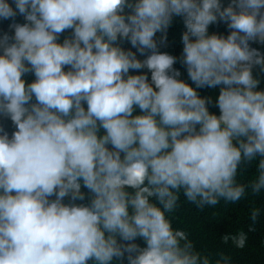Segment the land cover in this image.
<instances>
[{"label": "clouds", "instance_id": "9594fccd", "mask_svg": "<svg viewBox=\"0 0 264 264\" xmlns=\"http://www.w3.org/2000/svg\"><path fill=\"white\" fill-rule=\"evenodd\" d=\"M0 21V264H234L174 214L264 191V0H0ZM259 215L221 243L264 257Z\"/></svg>", "mask_w": 264, "mask_h": 264}, {"label": "trees", "instance_id": "16d2710c", "mask_svg": "<svg viewBox=\"0 0 264 264\" xmlns=\"http://www.w3.org/2000/svg\"><path fill=\"white\" fill-rule=\"evenodd\" d=\"M225 5L228 0H224ZM18 22H23L22 16L16 17ZM9 21H0V30H6ZM185 31L182 20L179 17L174 18L173 24L170 26L167 32V45L162 47L161 50L174 55V47L171 44H176L179 47V51H182L181 35ZM227 29L223 23L209 26V32H217L227 34ZM66 34V33H65ZM63 35L61 38H63ZM159 36V33H157ZM173 40L175 41L173 43ZM128 45L125 41L123 46ZM170 46V47H168ZM253 47L259 48L264 52V46L253 44ZM135 51V50H134ZM179 57L180 54L174 55ZM174 67L181 71L182 79H187L184 68L177 62ZM32 77L29 75L28 79ZM261 88H264V76L261 77ZM202 96L215 97L218 95V88H203L198 90ZM209 110L218 114V109L214 105L209 106ZM4 126L9 132L12 128L9 121H2ZM255 171L254 165L245 166L244 177L248 178ZM83 190V189H82ZM183 199V197H181ZM256 206L260 208V215L255 222H260L261 227L258 230L264 231V191L261 192L255 198L247 197L235 204H229L226 206H217L215 212V218H209L212 210H206L201 213H197L194 208L187 205H182L174 214V224L179 227L186 228L190 231L192 238L196 241L197 247L206 250L210 253L223 252L231 256L234 264H264V257H253L255 251V245H247L246 251L240 254L236 251V248L231 244H223L220 241V237L229 232H235L237 230H246L247 225H251L253 222L249 218L250 206ZM222 208V209H221ZM254 229V228H252ZM255 239L252 238V241ZM138 244L142 241L137 239Z\"/></svg>", "mask_w": 264, "mask_h": 264}, {"label": "rangeland", "instance_id": "374dc122", "mask_svg": "<svg viewBox=\"0 0 264 264\" xmlns=\"http://www.w3.org/2000/svg\"><path fill=\"white\" fill-rule=\"evenodd\" d=\"M262 234H264V231H260Z\"/></svg>", "mask_w": 264, "mask_h": 264}]
</instances>
